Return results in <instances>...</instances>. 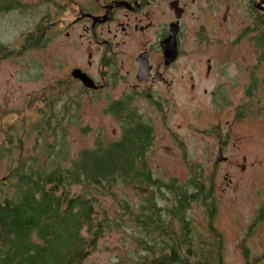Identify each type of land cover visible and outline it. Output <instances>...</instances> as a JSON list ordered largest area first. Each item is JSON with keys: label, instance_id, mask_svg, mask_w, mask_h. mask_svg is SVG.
Wrapping results in <instances>:
<instances>
[{"label": "rangeland", "instance_id": "obj_1", "mask_svg": "<svg viewBox=\"0 0 264 264\" xmlns=\"http://www.w3.org/2000/svg\"><path fill=\"white\" fill-rule=\"evenodd\" d=\"M19 1L18 7L0 15V50L6 52L0 55L1 152L2 146L7 147L6 135L23 123L27 134L21 146L14 144V157H44L48 143L53 153L61 151L69 160L80 150L93 147L99 138L107 142L120 137L122 124L108 109L115 101L123 102L137 111L138 118L153 124L156 137L148 160L158 178L185 184L191 170H196L207 184H213L217 214L212 224L221 244V262L264 264V64L257 62L252 39L256 32L251 31L256 17H264V12L241 9L231 13L226 23L222 21L226 12H187L182 32L184 56L173 75L178 85L170 95L169 106H165L161 101L150 105L138 91L130 96L135 72L126 82L106 79L108 87L101 91L81 93L68 76L74 67L88 61L86 43L78 37L73 3ZM39 24L43 41L25 44L24 35L36 33ZM149 39L154 40L152 33H132L126 37L125 55L120 58L131 64L130 53L138 50L139 40ZM216 39L221 46H213L210 54L205 52V44ZM211 54L214 60L209 64L214 71L206 77L205 59ZM97 62L91 72L100 84L102 72ZM192 82L195 89L190 91ZM56 112L58 124L48 126L44 121ZM8 156L0 158V178L10 168ZM51 159L53 154L50 165ZM68 160L59 159L63 166L70 165ZM122 191L118 187L117 197L124 196L138 214L143 201L132 189L125 190V195ZM102 200L110 215L120 210L112 199ZM165 202L158 204L165 206ZM190 213L196 233L213 240L207 231L206 211L194 204ZM127 221L125 218L119 229L107 234L84 264H115L121 257L134 259L142 252L135 247L139 238Z\"/></svg>", "mask_w": 264, "mask_h": 264}, {"label": "trees", "instance_id": "obj_2", "mask_svg": "<svg viewBox=\"0 0 264 264\" xmlns=\"http://www.w3.org/2000/svg\"><path fill=\"white\" fill-rule=\"evenodd\" d=\"M19 5L18 0H0V15ZM254 24L257 62L264 64V17H256ZM39 26L36 33L24 35L25 44L43 41ZM108 110L122 124L120 137L107 142L99 138L69 160L61 151L53 153L48 143L44 157H14L11 150L24 142L27 127L13 126L16 130L6 135L0 158L9 155L10 168L0 178V264H84L125 218L142 252L115 264H223L212 224L217 214L213 184L196 170L185 184L158 178L148 160L156 137L153 124L123 102L115 101ZM56 113L44 121L48 126L58 124ZM61 158L70 165L63 166ZM118 187L138 194L143 201L138 214L124 196L117 197ZM102 198L112 199L120 210L110 215ZM161 200L167 201L165 206L158 204ZM194 204L206 211L213 240L196 233L190 213Z\"/></svg>", "mask_w": 264, "mask_h": 264}, {"label": "flooded vegetation", "instance_id": "obj_3", "mask_svg": "<svg viewBox=\"0 0 264 264\" xmlns=\"http://www.w3.org/2000/svg\"><path fill=\"white\" fill-rule=\"evenodd\" d=\"M67 1L72 2L74 8L77 9L75 21L80 28L78 37L80 42L86 43V59L88 60L86 64L71 70V74L68 75L71 76L70 82L79 86L81 93L88 94L90 91L98 92L108 87L106 79H111L115 83L118 80L126 82L130 74L135 72V84L130 86L133 89L130 96L138 91L139 95L150 105L154 103L159 105L161 101L165 106H169L170 97L178 85L173 75L177 71L176 65L179 58L184 56L182 32H184L183 21L187 12H226L227 15L222 18L223 23L227 22L228 16L232 17L231 13L241 9L248 12H264V0ZM174 30H177V33L173 39L171 33ZM132 33L142 35L152 33L154 40L149 39L147 42L139 40L138 50L130 53L132 60L129 64L120 56L125 55L126 37L131 36ZM140 39L143 38L140 37ZM221 44L218 39L215 42L208 41L203 49L209 53L213 46H221ZM98 54L97 62L95 58ZM205 60L207 63L205 75L209 77L214 71L209 64L214 60L212 54ZM95 62L102 72L100 84L96 83L91 72ZM182 79L184 78L181 77L180 80ZM189 81H192V76ZM193 89H195L194 82L190 85V91ZM140 90L142 92H139ZM226 160L224 158V161ZM218 247L221 248V244L218 243Z\"/></svg>", "mask_w": 264, "mask_h": 264}, {"label": "water", "instance_id": "obj_4", "mask_svg": "<svg viewBox=\"0 0 264 264\" xmlns=\"http://www.w3.org/2000/svg\"><path fill=\"white\" fill-rule=\"evenodd\" d=\"M177 33V30H174V31H172V38L174 39V37H175V34ZM174 55H175V53H174ZM85 77V76H84ZM86 78V77H85ZM86 79H88V77L86 78ZM83 80V79H82ZM89 80V79H88ZM93 86H95V85H93Z\"/></svg>", "mask_w": 264, "mask_h": 264}]
</instances>
